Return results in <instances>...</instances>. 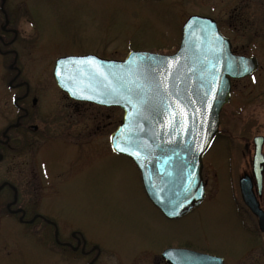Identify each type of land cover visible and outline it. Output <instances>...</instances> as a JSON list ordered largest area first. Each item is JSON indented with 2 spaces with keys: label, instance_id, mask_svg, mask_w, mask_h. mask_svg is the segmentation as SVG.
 Listing matches in <instances>:
<instances>
[{
  "label": "rangeland",
  "instance_id": "374dc122",
  "mask_svg": "<svg viewBox=\"0 0 264 264\" xmlns=\"http://www.w3.org/2000/svg\"><path fill=\"white\" fill-rule=\"evenodd\" d=\"M241 1L18 0L20 5H32L30 10L36 23L45 29L40 33V43L33 46V53L23 51V65L34 84L41 82L56 92L46 106L61 107L64 112L61 116L69 119L68 123L71 119L77 121L67 128L61 124L51 137L37 141L25 155L0 162V182L10 179L20 183L27 200L53 209L52 212L61 207L65 213L83 216L91 237L99 238L106 246H116L127 256L136 255L141 246H150L153 236L173 230L184 229L195 236L204 232L214 237L219 226L213 205L211 208L207 205L205 215L209 216L203 222L195 212L184 220L183 228L181 223L172 225L162 220L146 195L134 163L127 156L112 151L110 136L121 122L123 111L93 104L80 105L77 113L74 112L69 106L70 100L64 97L54 80L53 67L56 58L67 53L90 52L109 59H123L131 51L172 53L180 44L183 24L196 13L213 16L231 36L230 14L235 2L241 4ZM259 4L258 8L253 5L250 12V23L258 28L249 29L239 37L246 41L238 42L240 50L255 55L260 64L252 78L237 83L240 88L247 87L248 97L264 93ZM87 117L92 123V136L85 142L75 135L81 129L79 122L84 124ZM222 150L221 143H216L207 157L220 160L217 156ZM208 167L207 173L212 166ZM213 188L211 181L208 186L211 200L215 197ZM208 245L219 252L228 250L223 241L214 242V238L208 239ZM22 247L23 253L19 248L8 247L10 254L4 253L8 260L1 258L0 264H22L23 255L27 264L44 263V252L35 240L22 241Z\"/></svg>",
  "mask_w": 264,
  "mask_h": 264
},
{
  "label": "flooded vegetation",
  "instance_id": "af4514ba",
  "mask_svg": "<svg viewBox=\"0 0 264 264\" xmlns=\"http://www.w3.org/2000/svg\"><path fill=\"white\" fill-rule=\"evenodd\" d=\"M17 2L0 0V162L25 155L27 149L33 148L37 141L51 137L61 124L67 128L77 121L71 119L68 123L69 119L61 116H64L61 107L52 109L46 106L48 99L56 92L41 82L34 84L31 81L23 65V51L33 53V46L40 43V33L45 29L36 23L30 10L32 5ZM259 2L264 46V0H243L241 4L235 2L228 24L231 36L223 31V26L213 16L192 15L213 18L220 32L230 41L233 54L256 57L240 50L238 42L246 41L239 37L249 29L258 28L250 23V12H253V5L259 7ZM89 53H67L62 56ZM259 67L258 61L255 72L231 79L230 101L221 110L219 132L210 148L221 143L223 150L217 156L220 160L207 157L210 149L203 158L202 176L206 194L201 204L180 218L170 219L150 201L163 221L172 225L181 223L182 228L185 226L184 220L195 212L203 222L209 216L205 215L207 205L209 208L213 205L219 226L214 237L204 232L195 236L184 229L173 230L168 234L153 236L150 246H147L149 248L141 246L136 255L127 256L116 246H106L99 238L91 237L85 228L87 223L83 221V216L65 213L58 204L59 210L52 212L53 209L45 208L38 202L33 203L24 197L20 183L7 179L0 182V259H7L10 254L8 247L19 248L23 253L25 244L23 248L22 241L33 239L44 252L43 264H264V93L248 97L247 87L237 85L239 81L252 78ZM60 91L70 100L69 106L76 113L80 105H93L73 100ZM79 124L81 129L75 136L86 142L92 136L91 120L87 117L84 124ZM208 165L212 166L209 173L205 170ZM211 181L215 195L212 200L208 199ZM4 195L6 198H2ZM32 227L35 229L31 230ZM211 238H214V242L223 241L228 250H213L208 245ZM168 250L182 253L166 256ZM189 252L214 259L196 261ZM20 263L27 264L24 255Z\"/></svg>",
  "mask_w": 264,
  "mask_h": 264
},
{
  "label": "water",
  "instance_id": "95a60500",
  "mask_svg": "<svg viewBox=\"0 0 264 264\" xmlns=\"http://www.w3.org/2000/svg\"><path fill=\"white\" fill-rule=\"evenodd\" d=\"M257 69L256 57L232 53L213 18L191 15L174 53L131 51L123 59L67 55L56 60L53 77L73 100L122 109L111 148L134 162L148 199L176 219L205 198L203 158L230 101L231 79ZM173 253L182 251L165 255ZM189 253L196 261L214 259Z\"/></svg>",
  "mask_w": 264,
  "mask_h": 264
},
{
  "label": "snow or ice",
  "instance_id": "6c2138e0",
  "mask_svg": "<svg viewBox=\"0 0 264 264\" xmlns=\"http://www.w3.org/2000/svg\"><path fill=\"white\" fill-rule=\"evenodd\" d=\"M75 94V93H74ZM115 147L117 148V150L119 151H125V149L120 148L119 144H116ZM136 153H133V155H135Z\"/></svg>",
  "mask_w": 264,
  "mask_h": 264
},
{
  "label": "trees",
  "instance_id": "16d2710c",
  "mask_svg": "<svg viewBox=\"0 0 264 264\" xmlns=\"http://www.w3.org/2000/svg\"><path fill=\"white\" fill-rule=\"evenodd\" d=\"M107 110L111 109V108H106Z\"/></svg>",
  "mask_w": 264,
  "mask_h": 264
}]
</instances>
